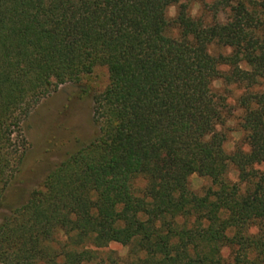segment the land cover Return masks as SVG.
I'll return each instance as SVG.
<instances>
[{
    "label": "trees",
    "instance_id": "trees-1",
    "mask_svg": "<svg viewBox=\"0 0 264 264\" xmlns=\"http://www.w3.org/2000/svg\"><path fill=\"white\" fill-rule=\"evenodd\" d=\"M97 66V134L2 218L0 264H264V0H0V208L30 112ZM216 81L245 88V149H224Z\"/></svg>",
    "mask_w": 264,
    "mask_h": 264
},
{
    "label": "rangeland",
    "instance_id": "rangeland-1",
    "mask_svg": "<svg viewBox=\"0 0 264 264\" xmlns=\"http://www.w3.org/2000/svg\"><path fill=\"white\" fill-rule=\"evenodd\" d=\"M212 2L213 0H205L206 5ZM189 7L194 17L207 15V8L202 3H192ZM175 14L176 6L170 7L168 16L174 18ZM224 18L221 13L218 19L223 21ZM171 33L175 34L176 30L172 29ZM209 51L213 56L220 53L226 55L230 52L217 45H211ZM107 84L106 68L97 66L91 73L82 76L78 83L61 85L55 92L43 98L30 112L23 123L27 150L18 173L4 193L0 223L12 208L22 205L27 200L31 191L42 186L46 175L52 169L95 138L97 129L92 118L94 97L100 94ZM213 88L225 100L226 113L223 125L219 126L218 130L225 133L224 149L231 153L237 146H243L244 136L240 128L242 109L237 101L245 92V88L239 85H226L222 81H216ZM260 169H264V165H261ZM228 179L236 181V172L232 167L229 168ZM210 185L208 179L198 175L194 174L189 178L190 189L196 194H203ZM255 232L256 228L250 229V233ZM99 252L100 256L111 252L114 256L124 259L127 248L112 243ZM232 254L230 248L222 250V256L226 259L232 258Z\"/></svg>",
    "mask_w": 264,
    "mask_h": 264
}]
</instances>
